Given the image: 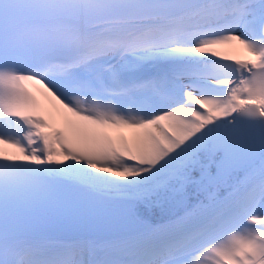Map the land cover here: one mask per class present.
Masks as SVG:
<instances>
[{"label":"snow or ice","instance_id":"1","mask_svg":"<svg viewBox=\"0 0 264 264\" xmlns=\"http://www.w3.org/2000/svg\"><path fill=\"white\" fill-rule=\"evenodd\" d=\"M0 145V264H264V0H0Z\"/></svg>","mask_w":264,"mask_h":264},{"label":"bare ground","instance_id":"2","mask_svg":"<svg viewBox=\"0 0 264 264\" xmlns=\"http://www.w3.org/2000/svg\"><path fill=\"white\" fill-rule=\"evenodd\" d=\"M227 56L231 57L230 62L235 63L236 60L240 61H247L251 59L250 54L243 48V46L239 45L238 43L234 44L231 48H224L221 49ZM200 55H208V54H200ZM223 61V58H221ZM29 89L34 93L36 98L40 101V103L44 106L45 110L49 114V122L54 126V128L60 129L62 131H65L67 133V129L64 125L63 120L58 115L57 109L53 107L54 102L51 100L50 97L47 96V94L43 91L40 85L37 84H29ZM125 137L131 138L132 132L130 130H126L124 133H122ZM113 135H117V133H113ZM0 148L4 149L5 154L8 155H19L17 149L0 145ZM65 163H68V161H65ZM258 227V226H257ZM206 264H211V261H206Z\"/></svg>","mask_w":264,"mask_h":264}]
</instances>
